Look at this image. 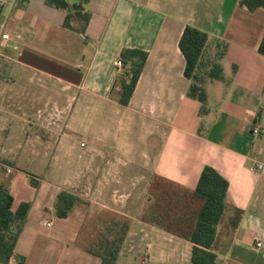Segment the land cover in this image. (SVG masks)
I'll list each match as a JSON object with an SVG mask.
<instances>
[{"label":"crops","instance_id":"1","mask_svg":"<svg viewBox=\"0 0 264 264\" xmlns=\"http://www.w3.org/2000/svg\"><path fill=\"white\" fill-rule=\"evenodd\" d=\"M84 12L89 22L74 11L73 28L65 26L68 11L48 0H18L12 13L0 62V168L45 177L0 178L13 211L31 203L10 264L21 257L23 264H104L87 246L89 222L103 211L90 204V188L110 201L112 188L156 178L193 194L206 166L229 183L216 263L264 264V172L250 169L264 162V9L250 11L240 0H90ZM187 26L209 35L199 70L205 103L189 95L180 48ZM124 49L147 54L128 105L120 103L128 68L116 66ZM214 65L221 79L209 76ZM61 173L59 183L47 179ZM62 192L79 198L64 218L56 214ZM149 226L164 248L166 234L176 238L171 245L192 264V242ZM150 263L185 264L179 257Z\"/></svg>","mask_w":264,"mask_h":264},{"label":"trees","instance_id":"2","mask_svg":"<svg viewBox=\"0 0 264 264\" xmlns=\"http://www.w3.org/2000/svg\"><path fill=\"white\" fill-rule=\"evenodd\" d=\"M90 0H78L71 3L69 0H48L52 7L68 11L65 26L73 28L71 20L75 16L85 22H89L91 15L84 12ZM240 4L250 11L264 9V0H240ZM84 32V28L79 29ZM209 35L192 26H187L180 41V48L186 59V76L192 81L189 95L206 102L205 90L202 87L203 77L200 76L201 58ZM259 51L264 55V38ZM126 67L128 68L121 83L120 103L128 105L132 99L136 85L145 65L147 54L139 50L124 49L121 52ZM211 78L221 79L223 77L222 67L214 65L209 73ZM229 183L218 171L206 166L201 174L199 183L193 195L202 200V207L197 215L194 228L181 237L194 244L191 263L192 264H217V253L214 245L217 239L218 226L221 223L225 211ZM79 198L73 194L62 192L56 207L59 217H67ZM14 197L8 189L0 185V264H9L15 255V248L19 234L26 223L28 213L31 209L30 202H23L16 211H13ZM239 215V214H238ZM17 230V232H15ZM117 257V251L108 250L107 256L103 257L104 264H112Z\"/></svg>","mask_w":264,"mask_h":264},{"label":"rangeland","instance_id":"3","mask_svg":"<svg viewBox=\"0 0 264 264\" xmlns=\"http://www.w3.org/2000/svg\"><path fill=\"white\" fill-rule=\"evenodd\" d=\"M77 143L74 152L78 156L81 152L80 138ZM44 175L45 172L38 169L15 171L7 175L0 168V178L5 177L9 181L20 177L27 178V182L31 183L34 179H44ZM47 179L59 183L63 176L62 173L55 174ZM96 189L90 188L91 195L87 198L92 200L90 204L99 208L102 206L103 211L98 219H92L89 222L88 248L103 257L107 256L108 250L117 251V257L112 264H147L164 257H179L185 264L187 263L186 251L177 253L175 246L171 245L177 239L171 237V234H166L169 240L166 242L168 247L164 248V244L158 239L159 231H154L155 229L149 225H159L176 235L188 233L195 226L197 215L203 204L202 200L190 192L156 178H151L149 183L145 179L143 186L118 187L116 190L112 188L111 203L100 191L97 194ZM74 190L75 193H80L79 188ZM102 190L105 192L109 189L101 188ZM127 193L133 194L132 208H130V198L127 199ZM17 199H19L18 196ZM133 211L136 213H130ZM139 211L143 213L137 214ZM133 222L135 226L130 230Z\"/></svg>","mask_w":264,"mask_h":264},{"label":"built area","instance_id":"4","mask_svg":"<svg viewBox=\"0 0 264 264\" xmlns=\"http://www.w3.org/2000/svg\"><path fill=\"white\" fill-rule=\"evenodd\" d=\"M18 0H0V62L6 58L4 49L8 46L9 41L11 40V33L9 29L10 22L12 20V13L16 6ZM118 68L124 67V61L122 59L116 62ZM252 133L255 136H259L263 133V129L259 123H255L252 128ZM84 146V144H82ZM250 169L256 173L264 172V162L254 163ZM7 172L11 173L12 169L7 168ZM50 225V224H48ZM258 248L262 247L263 244L258 242L256 244ZM10 264V263H9Z\"/></svg>","mask_w":264,"mask_h":264},{"label":"water","instance_id":"5","mask_svg":"<svg viewBox=\"0 0 264 264\" xmlns=\"http://www.w3.org/2000/svg\"><path fill=\"white\" fill-rule=\"evenodd\" d=\"M15 232H17V230H15ZM19 260H20V261H19L18 264H23V262H24V258L21 257V258H19Z\"/></svg>","mask_w":264,"mask_h":264}]
</instances>
